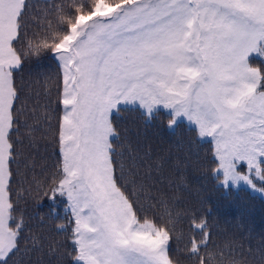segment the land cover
I'll return each mask as SVG.
<instances>
[{
	"label": "snow or ice",
	"instance_id": "obj_1",
	"mask_svg": "<svg viewBox=\"0 0 264 264\" xmlns=\"http://www.w3.org/2000/svg\"><path fill=\"white\" fill-rule=\"evenodd\" d=\"M27 9V0H0V264L21 250L26 226L13 195L15 73L42 53L60 70L59 159L47 182L25 192L37 202L65 198L71 264H180L174 240L188 264H247L243 252L209 249L207 220L176 211L167 192L148 197L162 212L144 210L134 197L154 187L150 171L118 151L112 117L125 108L146 122L163 111L169 128L186 120L210 138L223 186L264 192V62L249 60L264 61V0H49L31 35ZM185 220L187 233L177 228Z\"/></svg>",
	"mask_w": 264,
	"mask_h": 264
},
{
	"label": "trees",
	"instance_id": "obj_2",
	"mask_svg": "<svg viewBox=\"0 0 264 264\" xmlns=\"http://www.w3.org/2000/svg\"><path fill=\"white\" fill-rule=\"evenodd\" d=\"M49 0H27L25 21L29 29L38 31ZM259 64L258 55L249 57ZM59 65L50 53L26 59L15 73V83L20 99L19 132L17 137V170L14 180V197L19 195V213L25 217V228L20 243L21 250L10 264H71L73 245L70 212L63 197L55 200L29 198L25 189L35 182H47L55 171L59 159L55 139L62 106L58 103ZM119 133L114 141L118 151L127 159L129 153L143 160L141 174L150 171L151 179L145 181L144 193L137 197L149 215L162 212L151 196L167 192L179 201L176 211L195 212L196 223L207 220L211 231L209 249L232 248L244 253L247 264H264V197L246 187H225L218 181L213 169L212 144L198 138L192 127L179 121L174 128L167 126L169 117L163 111L146 122L137 110L121 108L112 117ZM147 166H150L147 167ZM175 182V186H173ZM257 183L264 188V184ZM18 213V214H19ZM191 220L177 225L178 231L188 232ZM59 225H64L63 230ZM37 237L39 243L33 241ZM183 243L173 241V256L180 264H188L183 255ZM251 249V255L248 250Z\"/></svg>",
	"mask_w": 264,
	"mask_h": 264
},
{
	"label": "rangeland",
	"instance_id": "obj_3",
	"mask_svg": "<svg viewBox=\"0 0 264 264\" xmlns=\"http://www.w3.org/2000/svg\"><path fill=\"white\" fill-rule=\"evenodd\" d=\"M253 55H258V54H251L250 56H253ZM180 121H183V122H185L187 125H189V124L187 123L186 120H180ZM189 126H190V125H189ZM201 139H202V138H201ZM203 139H207V140L210 141V138H203ZM215 174H216V173H215ZM219 179H220V180H219L218 182L222 185L221 181H222L223 177L220 176ZM231 186H234V187H239V186L246 187V188H248L250 191L255 192V193H258L259 195H261L262 197H264V192H261V191H259V190H254V189H252L249 185H247V184H245V183H243V182H241V183L238 184V185H231ZM259 188H263V187L260 186V185L257 183V189H259Z\"/></svg>",
	"mask_w": 264,
	"mask_h": 264
}]
</instances>
